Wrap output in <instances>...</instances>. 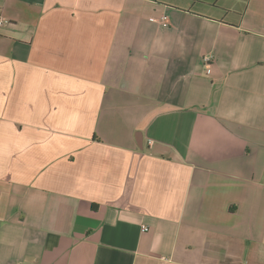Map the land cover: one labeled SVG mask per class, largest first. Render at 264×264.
<instances>
[{
  "label": "crops",
  "instance_id": "crops-1",
  "mask_svg": "<svg viewBox=\"0 0 264 264\" xmlns=\"http://www.w3.org/2000/svg\"><path fill=\"white\" fill-rule=\"evenodd\" d=\"M1 20L0 264H264V0Z\"/></svg>",
  "mask_w": 264,
  "mask_h": 264
},
{
  "label": "built area",
  "instance_id": "built-area-1",
  "mask_svg": "<svg viewBox=\"0 0 264 264\" xmlns=\"http://www.w3.org/2000/svg\"><path fill=\"white\" fill-rule=\"evenodd\" d=\"M4 22H7V21L6 20L5 21L1 20L0 24H3ZM159 23L164 25V26H167L169 24L168 16L166 14L162 15L161 18L159 19ZM212 58L213 57L211 55H208V56L205 57V61L209 62V61H211ZM150 143H152L151 139H150ZM149 229L150 228L148 227V225H144V224L142 225V230L143 231H149Z\"/></svg>",
  "mask_w": 264,
  "mask_h": 264
}]
</instances>
